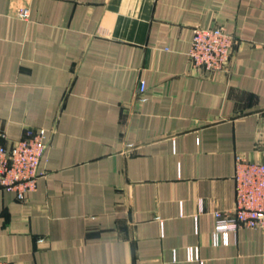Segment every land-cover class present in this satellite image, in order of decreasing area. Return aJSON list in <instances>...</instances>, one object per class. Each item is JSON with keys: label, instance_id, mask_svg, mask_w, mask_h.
Returning <instances> with one entry per match:
<instances>
[{"label": "crops", "instance_id": "1", "mask_svg": "<svg viewBox=\"0 0 264 264\" xmlns=\"http://www.w3.org/2000/svg\"><path fill=\"white\" fill-rule=\"evenodd\" d=\"M195 26L236 36L228 72L192 67ZM30 126L48 149L35 190H0L9 264H264V227L213 233L237 156L264 162V0H0V129Z\"/></svg>", "mask_w": 264, "mask_h": 264}, {"label": "built area", "instance_id": "2", "mask_svg": "<svg viewBox=\"0 0 264 264\" xmlns=\"http://www.w3.org/2000/svg\"><path fill=\"white\" fill-rule=\"evenodd\" d=\"M21 15L25 17L26 12ZM236 44V36L223 26H195L188 52L191 65L211 74L226 73ZM145 91L146 83L141 81L135 97L142 100ZM47 149L45 128L27 127L25 136L15 140L0 129V190L17 192L21 199L27 192L35 190ZM235 180L237 196L234 208L214 212L216 243L220 237L228 243L229 234L241 228L264 227V162L238 155ZM188 258L199 259L197 248L188 249ZM0 264H9V261L0 258Z\"/></svg>", "mask_w": 264, "mask_h": 264}, {"label": "rangeland", "instance_id": "3", "mask_svg": "<svg viewBox=\"0 0 264 264\" xmlns=\"http://www.w3.org/2000/svg\"><path fill=\"white\" fill-rule=\"evenodd\" d=\"M23 11H25V12H26V15H27V13H28V10H27V9H22V10H20V12H19L20 15L22 14ZM21 16H23V15H21Z\"/></svg>", "mask_w": 264, "mask_h": 264}]
</instances>
